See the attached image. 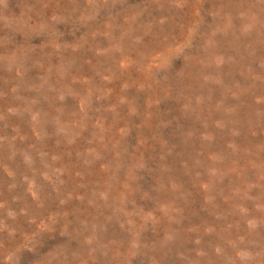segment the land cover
I'll return each mask as SVG.
<instances>
[{
    "label": "rangeland",
    "instance_id": "obj_1",
    "mask_svg": "<svg viewBox=\"0 0 264 264\" xmlns=\"http://www.w3.org/2000/svg\"><path fill=\"white\" fill-rule=\"evenodd\" d=\"M0 264H264V0H0Z\"/></svg>",
    "mask_w": 264,
    "mask_h": 264
}]
</instances>
